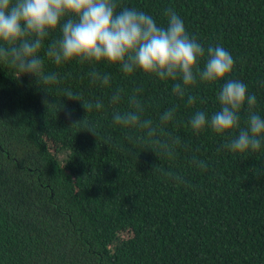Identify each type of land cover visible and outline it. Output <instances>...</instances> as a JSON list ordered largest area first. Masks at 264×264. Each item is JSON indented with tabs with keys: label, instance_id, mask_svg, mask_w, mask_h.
<instances>
[{
	"label": "trees",
	"instance_id": "trees-1",
	"mask_svg": "<svg viewBox=\"0 0 264 264\" xmlns=\"http://www.w3.org/2000/svg\"><path fill=\"white\" fill-rule=\"evenodd\" d=\"M117 3L161 26L174 10L205 49L230 52L233 71L185 86L107 61L57 65L46 50L58 32L39 53L55 83L0 62V264H264V144L235 153L224 145L238 130L221 136L189 123L198 111L210 121L221 110L227 79L247 85L264 118V0ZM133 96L150 128L114 123V113L136 111ZM169 110L173 118L161 121ZM247 118L245 107L241 127Z\"/></svg>",
	"mask_w": 264,
	"mask_h": 264
},
{
	"label": "clouds",
	"instance_id": "clouds-1",
	"mask_svg": "<svg viewBox=\"0 0 264 264\" xmlns=\"http://www.w3.org/2000/svg\"><path fill=\"white\" fill-rule=\"evenodd\" d=\"M117 8V0H0V62H8L21 74L33 75L44 84L55 83L57 76L45 74L39 53L44 40L58 32L59 37L46 50L57 65L72 60L107 61L119 65L126 74L139 69L161 80H182L185 86L196 84L198 79L219 82L233 71L235 60L230 52L222 46L205 49L189 36L174 10L167 11L168 22L161 26L143 11ZM201 59H206L203 67ZM91 75L105 85L109 82L107 75L101 77L95 71ZM173 91L181 98L185 95L180 83L173 85ZM67 97L81 101L71 92ZM112 99L118 101L119 94ZM217 99L221 110L213 113L210 121L205 112H196L189 122L191 128L199 132L210 125L221 136L238 130L235 136H227L224 147L240 154L259 150L264 144V118L253 111L257 100L248 93L247 85L227 79ZM131 101L136 111L114 113V123L150 128V121H141L139 113L143 109L139 101L135 96ZM188 102L195 103V97L189 95ZM82 106L86 112L93 108L91 103L82 102ZM102 106L100 101L95 103L96 109ZM245 107L248 118L241 127L240 113ZM173 112L166 111L161 121L171 120ZM88 131L96 135L94 130ZM199 166L204 167V162ZM175 179L182 181L180 177Z\"/></svg>",
	"mask_w": 264,
	"mask_h": 264
}]
</instances>
